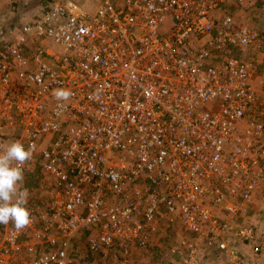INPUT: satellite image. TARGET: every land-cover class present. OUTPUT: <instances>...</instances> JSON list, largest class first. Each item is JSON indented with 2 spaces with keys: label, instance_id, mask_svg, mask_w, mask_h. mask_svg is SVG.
I'll list each match as a JSON object with an SVG mask.
<instances>
[{
  "label": "built area",
  "instance_id": "2783aa9c",
  "mask_svg": "<svg viewBox=\"0 0 264 264\" xmlns=\"http://www.w3.org/2000/svg\"><path fill=\"white\" fill-rule=\"evenodd\" d=\"M227 1L246 0H101L95 10L47 0L31 19L0 27V147L35 145L56 186L47 212L30 209L31 242L7 229L0 264H74L77 232L93 250L143 245L165 212L191 232L218 234L229 225L211 200L242 217L255 197L264 201V122L241 127L264 113L254 59L264 32L239 22ZM233 224L260 249L254 223ZM52 230L61 244L37 253Z\"/></svg>",
  "mask_w": 264,
  "mask_h": 264
},
{
  "label": "rangeland",
  "instance_id": "374dc122",
  "mask_svg": "<svg viewBox=\"0 0 264 264\" xmlns=\"http://www.w3.org/2000/svg\"><path fill=\"white\" fill-rule=\"evenodd\" d=\"M80 2L86 9L95 10L100 4L101 0H76ZM47 0H0V27L7 29L12 28L23 21L31 19L33 15L41 11L42 5ZM231 11L236 14L239 22L252 25L264 32V0H246L244 3H233L231 1L223 2ZM225 10L221 8L219 13L224 14ZM8 33L6 37H9ZM259 64L260 72L257 73V85L260 93L264 95V54L257 55L254 58ZM257 117L264 122V113H256V111L248 113L242 121L241 127L246 122ZM17 132V129H12L11 132ZM51 135L45 137L48 144L51 140ZM9 139H12L10 137ZM32 163L24 172V180L20 185L22 189H27L28 201L26 207L35 209L37 213H44L48 211L50 201L55 193L56 186L54 177L49 172L42 168V163L39 154L33 153ZM258 197H255V199ZM254 199V200H255ZM262 200V199H261ZM263 201V200H262ZM108 205L113 204V200L107 201ZM211 209L214 215L219 219L221 225L228 223V227L224 232L214 234L205 230L204 234L200 235L198 232H191L184 227L181 215L178 212H165L158 216V228L152 234L149 242L143 245H138L134 241H129L127 247H123L121 242L115 243L112 246L101 250H93L89 247L87 236L81 232H77L70 237L69 252L74 258V264H118L119 259H128L127 264H190L189 252L192 247L191 243H195L194 255L198 262L194 264H246L243 257L248 259L256 258L258 264H264V201L260 203L259 208L256 209L261 222L251 220V212L241 220H236L239 223L243 221H250L258 223L256 226V239L259 240L260 249L255 250V246L251 243H246L236 237L233 233V218L228 210L221 203L211 200ZM252 210V208H251ZM226 214L230 215L226 216ZM235 220V219H234ZM262 223V224H261ZM35 227L42 225L40 221L34 224ZM256 225V224H255ZM14 225L0 224V246L3 243L6 231ZM94 231L101 232L99 225L93 223ZM33 227L27 226L22 229V239L32 241ZM224 229V228H223ZM261 231V232H260ZM260 232V234H259ZM51 237L53 240L49 242H38L37 253L43 250L49 251L61 244L63 236L61 233L52 230ZM262 234V237H261ZM255 239V240H256ZM225 241L227 246L222 247L221 243ZM238 249L237 257L231 252L234 248ZM104 250V251H103ZM254 254L258 253L256 257ZM254 251V252H253ZM26 257V253H24ZM237 258V259H236ZM246 258V259H247ZM13 264H26L25 260H18L15 256ZM236 259V260H235ZM235 260V261H234ZM17 263H16V262ZM248 261V260H247ZM255 264V263H248Z\"/></svg>",
  "mask_w": 264,
  "mask_h": 264
},
{
  "label": "clouds",
  "instance_id": "9594fccd",
  "mask_svg": "<svg viewBox=\"0 0 264 264\" xmlns=\"http://www.w3.org/2000/svg\"><path fill=\"white\" fill-rule=\"evenodd\" d=\"M57 99H67L68 91L58 90ZM35 145L27 148L19 141L0 147V224L11 222L19 231L31 223L27 189L20 185L24 180L23 165L32 158Z\"/></svg>",
  "mask_w": 264,
  "mask_h": 264
},
{
  "label": "crops",
  "instance_id": "0c3cea01",
  "mask_svg": "<svg viewBox=\"0 0 264 264\" xmlns=\"http://www.w3.org/2000/svg\"><path fill=\"white\" fill-rule=\"evenodd\" d=\"M261 202H263L259 197L258 198H256L255 200H254V202H253V204H252V206H251V208H252V210H251V216H250V218H251V220L252 219H254L253 221H255V219L257 220V222H261L260 221V217H259V215H258V213L259 212H257L256 211V209L257 208H259V206H260V203ZM226 216H229L230 217V215H228V214H226ZM232 218H233V222L235 223H237V221L236 220H241L242 219V216H232ZM235 219V220H234ZM243 222H246V221H243ZM256 222V221H255ZM252 223H254V222H252ZM254 224H256V226H258V225H260V224H258V223H254ZM262 224V223H261ZM256 229H257V231L260 229V228H258V227H256ZM261 230V229H260ZM261 232V231H260ZM260 232H259V234H260ZM261 237H262V234H261ZM260 240V239H259ZM254 252V251H253ZM251 253H252V251H251ZM253 254V253H252ZM254 257H256L257 255H258V253H255L254 252ZM247 258V256H245V257H243V259L246 261V264H248V263H250V262H252V263H255V264H258L256 261H257V259L256 258H252V259H246ZM248 260V261H247Z\"/></svg>",
  "mask_w": 264,
  "mask_h": 264
}]
</instances>
